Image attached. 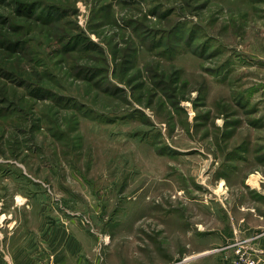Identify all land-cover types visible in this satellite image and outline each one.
Returning a JSON list of instances; mask_svg holds the SVG:
<instances>
[{
  "label": "rangeland",
  "instance_id": "374dc122",
  "mask_svg": "<svg viewBox=\"0 0 264 264\" xmlns=\"http://www.w3.org/2000/svg\"><path fill=\"white\" fill-rule=\"evenodd\" d=\"M262 125L264 0H0L1 227L74 217L102 264H167Z\"/></svg>",
  "mask_w": 264,
  "mask_h": 264
},
{
  "label": "crops",
  "instance_id": "0c3cea01",
  "mask_svg": "<svg viewBox=\"0 0 264 264\" xmlns=\"http://www.w3.org/2000/svg\"><path fill=\"white\" fill-rule=\"evenodd\" d=\"M244 137L234 136L231 142L239 146L217 156L214 172L225 182L212 190L216 194L186 200L187 221L177 230L183 246L168 249L167 264H232L239 244L264 257V129ZM14 220L0 226V264H102L97 241L77 218L40 214L30 227L14 225Z\"/></svg>",
  "mask_w": 264,
  "mask_h": 264
},
{
  "label": "built area",
  "instance_id": "2783aa9c",
  "mask_svg": "<svg viewBox=\"0 0 264 264\" xmlns=\"http://www.w3.org/2000/svg\"><path fill=\"white\" fill-rule=\"evenodd\" d=\"M233 264H259V259L252 256L245 247L238 248ZM35 264H52L50 260H39Z\"/></svg>",
  "mask_w": 264,
  "mask_h": 264
}]
</instances>
